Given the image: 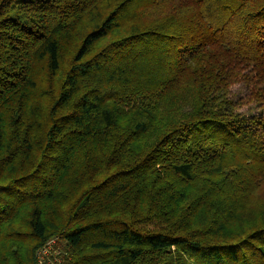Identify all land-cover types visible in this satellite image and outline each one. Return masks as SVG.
Masks as SVG:
<instances>
[{
    "label": "trees",
    "instance_id": "obj_1",
    "mask_svg": "<svg viewBox=\"0 0 264 264\" xmlns=\"http://www.w3.org/2000/svg\"><path fill=\"white\" fill-rule=\"evenodd\" d=\"M263 194L264 0H0V264H264Z\"/></svg>",
    "mask_w": 264,
    "mask_h": 264
},
{
    "label": "rangeland",
    "instance_id": "obj_2",
    "mask_svg": "<svg viewBox=\"0 0 264 264\" xmlns=\"http://www.w3.org/2000/svg\"><path fill=\"white\" fill-rule=\"evenodd\" d=\"M236 90H239V87H236ZM264 195V194H263ZM49 250H50V248H49ZM47 253V252H46Z\"/></svg>",
    "mask_w": 264,
    "mask_h": 264
}]
</instances>
